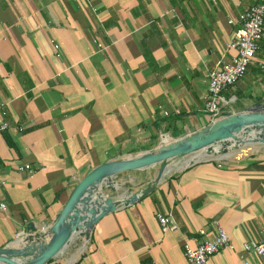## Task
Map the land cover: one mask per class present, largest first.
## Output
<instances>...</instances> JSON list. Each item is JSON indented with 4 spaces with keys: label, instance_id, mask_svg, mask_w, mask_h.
<instances>
[{
    "label": "crops",
    "instance_id": "0c3cea01",
    "mask_svg": "<svg viewBox=\"0 0 264 264\" xmlns=\"http://www.w3.org/2000/svg\"><path fill=\"white\" fill-rule=\"evenodd\" d=\"M262 1L0 0V127L9 124L0 130V248L31 222L53 224L94 167L211 124L208 73L235 37L229 19ZM263 64L264 37L223 90L224 115L264 104ZM242 145L230 159L169 165L163 178L154 167L120 173L146 193L72 235L63 253L86 237L82 264H189L184 243L213 238L219 219L232 247L206 264H264L243 248L264 237V144ZM26 163L33 172L19 169ZM157 212L172 214L178 228L164 233Z\"/></svg>",
    "mask_w": 264,
    "mask_h": 264
},
{
    "label": "water",
    "instance_id": "95a60500",
    "mask_svg": "<svg viewBox=\"0 0 264 264\" xmlns=\"http://www.w3.org/2000/svg\"><path fill=\"white\" fill-rule=\"evenodd\" d=\"M242 132L252 137L258 132L255 140L259 144H264V104L223 115L197 131L165 140L152 149L122 155L101 163L78 182L54 223L38 229L31 222L29 224L31 231L22 232V237L25 235L30 238L31 245L27 249L20 248L17 250L18 254L14 256L0 254V264H45L64 251L74 232L83 225L82 216L79 214L81 207L85 205H81L82 203H86L84 210L87 209V213L93 215V221L89 225L93 231L96 223L105 214L116 210L121 205L128 206L138 201L146 193V190H125L117 196L105 193V188H111L117 184L114 178L118 174L125 171L145 170L160 164L159 177H162V172L171 161L214 149L215 145L228 138H237V135ZM102 199H105L104 204L96 210L97 201ZM45 228L49 229L48 235L45 233ZM91 233L87 234V241L90 240ZM46 235L48 239L44 241L43 237L46 238ZM16 240L18 239L1 247L0 252L7 251L10 244H16ZM32 243L35 244L32 245Z\"/></svg>",
    "mask_w": 264,
    "mask_h": 264
},
{
    "label": "built area",
    "instance_id": "2783aa9c",
    "mask_svg": "<svg viewBox=\"0 0 264 264\" xmlns=\"http://www.w3.org/2000/svg\"><path fill=\"white\" fill-rule=\"evenodd\" d=\"M229 22L237 25L234 31L235 37L227 43L223 58L218 60L208 73V94L204 111L211 113L213 121L224 115L221 105L228 103V99L222 94L223 90L232 86L244 75L249 65L254 62L257 51L260 48V41L264 37V0L249 7L241 18L237 20L232 18L229 19ZM98 45L102 46L100 43ZM59 46L58 43L54 42V48L58 56L60 55L57 51ZM229 52L231 54L229 58H226L225 55ZM165 112L168 114V111ZM8 125L7 122L3 123L0 130L7 128ZM19 169L34 171V168L29 163L20 165ZM1 183L2 179H0ZM0 208L6 209V203L0 202ZM156 217L164 233L178 228L172 214L157 212ZM212 223L216 231L213 238H206L195 247L190 242L184 243V255L189 264H206L220 249L232 247L230 235L221 220L214 219ZM19 237H22V233L17 234L15 239H19ZM243 248L252 256L264 257V237L258 240L245 241ZM72 264L82 263L77 258ZM95 264L110 263L102 261ZM246 264L251 263L246 262Z\"/></svg>",
    "mask_w": 264,
    "mask_h": 264
},
{
    "label": "rangeland",
    "instance_id": "374dc122",
    "mask_svg": "<svg viewBox=\"0 0 264 264\" xmlns=\"http://www.w3.org/2000/svg\"><path fill=\"white\" fill-rule=\"evenodd\" d=\"M243 147H245V146L241 145L240 143L239 144L235 143L233 145L230 144V146L226 147V150H222V148H218V151H212L210 153V155H206L204 153V154H201L200 156H197V157H199L198 159H201V160L208 159V158L221 159V158L225 157L226 155L230 154V156L228 157V159H230V158L234 157L237 154V153H235V151H239L240 148H243ZM249 149H251V147L246 148L245 151H247ZM159 168H160V164H158L154 168H152V170H157L158 171V173H157L158 178H159ZM146 172L147 173H151V168L150 169L148 168L146 170ZM114 180L117 182V184L115 186H113L114 188L113 187L105 188V190H104L105 193L110 194L112 196H117V195L121 194L125 190L138 191V190H134V189H137V187H140V185H137V183L134 181V178L120 179L119 178V174H118L114 178ZM86 226H87V224L84 225V223H83V225L78 228V232H81L83 230V228L86 227ZM40 232H41V230H40ZM85 238L86 237H79L74 242L70 243L69 247L66 249V251L63 254H60V255L54 257L56 259V263L55 264H66L68 262V259L69 258H73V257H75V259H76L81 253V252L79 253L80 248L82 247L83 244L86 243L85 242V240H86ZM43 239H44V241L47 240L48 236L46 235V238L43 237ZM87 243H88V241H87ZM34 244L35 243H32V245H34ZM15 247L18 248L20 246H15ZM52 260L50 262L45 263V264L51 263ZM52 264H54V262Z\"/></svg>",
    "mask_w": 264,
    "mask_h": 264
},
{
    "label": "bare ground",
    "instance_id": "6f19581e",
    "mask_svg": "<svg viewBox=\"0 0 264 264\" xmlns=\"http://www.w3.org/2000/svg\"><path fill=\"white\" fill-rule=\"evenodd\" d=\"M258 132H260V130L257 129ZM258 132L256 133V135L258 134ZM255 135V136H256ZM255 136L252 137L250 134L248 133H240L237 135V138H228L226 139L224 142H221L217 145H215L214 149H211V150H207V151H202V152H199L197 154H194L192 156H187V157H183V158H180L178 159L177 161H174L172 162L171 164L169 163L167 165V167L164 169V171L162 172V178L163 176L165 175V173L167 172L168 168H169V165H170V170H175L177 168H181V167H184L185 165H187L189 163V161H191L193 158L197 157V156H200L201 154H206V155H210V153L212 151H218V148H222V150H226V147L227 146H230V144H243V140L249 144L253 143V144H258V141L255 140ZM248 137H251L250 139ZM225 143V144H224ZM111 181V180H109ZM94 193H97V192H94ZM91 194V193H90ZM101 196H105V195H102L100 194ZM121 198V197H120ZM87 200V199H86ZM100 202H105V199H102V200H99ZM87 202V201H85ZM85 204L84 206L81 207V212L79 213L80 216H82V224L84 223L87 224L88 226L91 224V222L93 221V217H92V220L89 222V214L87 215L86 213V209L84 210V207H86V203H82L81 205ZM99 207H96V210L98 209ZM81 229V228H80ZM48 228L46 229L45 233L48 235ZM80 232H78V229L74 232V237ZM88 233V232H87ZM72 238V237H71ZM71 241V240H70ZM31 240L28 236H23V237H19L18 240L15 241L16 244H12V248L9 247L7 249V251H4V253H7L8 255L10 256H14L16 254H18L19 251L17 250H20V248L24 247V249H27L31 244H30ZM69 244V243H68ZM15 246H20L19 248H16ZM63 253V252H62Z\"/></svg>",
    "mask_w": 264,
    "mask_h": 264
},
{
    "label": "trees",
    "instance_id": "16d2710c",
    "mask_svg": "<svg viewBox=\"0 0 264 264\" xmlns=\"http://www.w3.org/2000/svg\"><path fill=\"white\" fill-rule=\"evenodd\" d=\"M52 259H50L48 262H50Z\"/></svg>",
    "mask_w": 264,
    "mask_h": 264
}]
</instances>
